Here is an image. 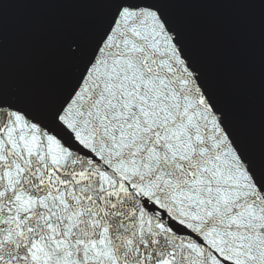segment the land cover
Instances as JSON below:
<instances>
[{"label": "snow or ice", "instance_id": "obj_1", "mask_svg": "<svg viewBox=\"0 0 264 264\" xmlns=\"http://www.w3.org/2000/svg\"><path fill=\"white\" fill-rule=\"evenodd\" d=\"M107 2L48 111L0 88V264H264V173L161 0Z\"/></svg>", "mask_w": 264, "mask_h": 264}, {"label": "water", "instance_id": "obj_2", "mask_svg": "<svg viewBox=\"0 0 264 264\" xmlns=\"http://www.w3.org/2000/svg\"><path fill=\"white\" fill-rule=\"evenodd\" d=\"M157 6L181 34L257 172L264 173V52ZM114 11L107 0H0V88L48 111L72 76L66 37L90 39Z\"/></svg>", "mask_w": 264, "mask_h": 264}]
</instances>
